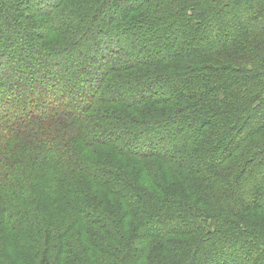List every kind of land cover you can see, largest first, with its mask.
<instances>
[{
    "label": "trees",
    "instance_id": "1",
    "mask_svg": "<svg viewBox=\"0 0 264 264\" xmlns=\"http://www.w3.org/2000/svg\"><path fill=\"white\" fill-rule=\"evenodd\" d=\"M34 1L50 27L13 0L0 3V16H12L0 19V32L24 26L23 36L29 30L36 41L26 50L49 59L34 65L15 57L18 38L0 35L8 60L27 74L41 66L42 79L59 69L46 99L26 98L9 117L1 112L0 221L8 235L38 253L36 264H264V0H146V11L136 0L122 8L117 27L108 0L65 10V0ZM245 6V18L215 29L219 15ZM120 23L166 34L131 36ZM175 27L182 39L173 49L164 42ZM145 36L158 50L139 59ZM146 61L166 69L129 80L128 69ZM171 127L177 138L156 145ZM22 128L37 138L25 139L27 160L18 161L3 131ZM38 167L47 170L35 182ZM17 186L23 190L7 192ZM34 228L36 238L27 237Z\"/></svg>",
    "mask_w": 264,
    "mask_h": 264
},
{
    "label": "rangeland",
    "instance_id": "2",
    "mask_svg": "<svg viewBox=\"0 0 264 264\" xmlns=\"http://www.w3.org/2000/svg\"><path fill=\"white\" fill-rule=\"evenodd\" d=\"M5 1V0H3ZM34 0H13V3L11 5H15L16 8H18L20 10V12L25 16L26 14H28L29 16H32V17H36L38 19H41V20H44L47 22V25L48 27L51 26L50 24V21L48 19L47 16H44L42 13H36L37 12V8H35V6H33V3ZM80 1L82 0H65L66 3H64V5L60 8L65 10L64 8L67 7V5L69 3H72L74 5L76 4H80ZM136 0H108V3L110 5V3L112 4V7L109 8L110 12H112V18L115 19L111 25H114V27L116 26L117 27V22H118V18L120 17L121 12H122V8L129 4V3H133L135 2ZM140 1V2H139ZM138 2L141 4L139 8V10H144L146 11L147 9V5L145 3L146 0H139ZM2 2V0H0V3ZM38 2V1H37ZM137 1L133 4H136ZM36 5H38L36 3ZM138 5V4H136ZM250 7H242V8H234L233 7H230V13L229 14H221L219 15V18L217 19L216 21V24L215 25V29L218 30V31H222L224 30V26L227 24V22H230V23H233V22H238L240 21L242 18H245L247 16V14H249V12H247L249 10ZM99 11V12H98ZM97 11V18H101V19H104V16H103V9L102 11L98 10ZM106 13V8H104V14ZM41 14V15H40ZM43 15V16H42ZM7 17H12L8 14V16H0V19L1 20H4L6 19ZM105 17L107 18V14L105 15ZM15 19V18H14ZM17 21H23L24 24H27L29 22L28 19H25L24 17H21L19 19H16ZM99 21V19H98ZM117 21V22H116ZM120 22V21H119ZM15 24V23H14ZM16 25V24H15ZM177 26V25H176ZM21 27V29H20ZM18 27L17 25L15 26V29H12V30H8V32H3L1 31L0 32V35L3 36V40L4 41H10V38L13 36L17 37L18 38V43H14L13 44V48H14V51L12 52L13 55L16 57H21L22 59L26 60H30V61H33L32 63H34V65L36 64V60H41V62H43L44 60L47 61L49 59H47L45 56H43L42 54L38 55L37 53H35L36 55H33L34 53H32L31 51L29 50H26V45L27 43H32V40L29 36L30 34V31L27 30V35H26V38L25 36H23V30L25 29L24 26H20ZM24 27V29L22 28ZM17 28L19 30H21V34L22 36H16L17 34H15V30H17ZM119 28H121V30L125 29V33L127 34H130L131 36H134V35H138L139 33H149V32H154V37L156 36L157 38H159L162 34H166L165 31H161L162 33H159V31L157 32L156 29H152V28H147V27H142V30L140 29L141 32H139V29L138 30H132L133 28H130L131 30L128 31V26L126 27L125 23H120L119 25ZM175 31H170L172 29H169V30H166V32H168L169 34V39L167 41H162V43L164 42V45L165 44H170V46H172L173 44H177L178 43V39H182L181 36H182V33L180 31L182 30H179L177 27H175ZM34 33H37L39 31L38 28H35V29H32ZM115 30H118L117 28ZM146 30V31H145ZM51 31V34L53 35H56L57 33L54 32L53 30H50ZM17 32H20V31H17ZM33 32H31L32 34H34ZM112 34H115L112 32ZM117 34V35H116ZM114 36L115 38L117 39L119 37V32L116 33ZM146 37V36H145ZM140 38V37H138ZM129 39V38H128ZM34 41V40H33ZM38 41V39H37ZM170 41V42H169ZM176 41V42H175ZM36 42V41H34ZM109 44V42H108ZM139 44V43H138ZM144 44L146 45V47L141 50L137 55L134 54V52L131 51H126L125 53L127 55H129V57H135L137 56V58H141V59H145V58H148V55L150 54L151 51H156L158 50L157 48L158 47H155V44L154 42L151 41V39H148L146 37V39L144 40ZM163 45V44H162ZM7 47V46H6ZM135 47H137L136 45L133 46V48L135 49ZM173 47V46H172ZM174 49V47H173ZM11 50V49H9ZM8 50V51H9ZM163 50V49H162ZM8 51H5V47L3 48H0V84H1V88L3 90V93L0 91V118H2V113H6L5 116L6 117H9L10 114L13 115L15 114V112H18L15 110L16 107H19L21 106V103L22 101H26V98H29L31 97V100L36 98L35 100H33L34 104L35 103H39L40 102V99H37L38 97L40 98H45L44 97V90H49L55 86L53 83L55 82L56 83V80L55 78L53 77L55 72H59V69L55 68L54 70V73L53 74H49V76L46 78V79H42V76H43V73L42 71H40L41 69H37L38 67H41V66H37V68L35 67L36 71L34 72L33 69H30L32 72L30 73H25V72H29L28 69H17L18 67H16V65H14L12 62H10V60H8L7 56H6V53ZM161 53V52H160ZM165 53V51H162V55ZM167 53V52H166ZM165 53V54H166ZM181 57H174L173 55L172 56H168L166 58L163 57V60H171V59H180ZM164 61V62H166ZM40 62V61H39ZM164 62H161L163 63L162 65H165ZM155 64V63H154ZM39 65V64H38ZM150 66V67H149ZM44 67V66H43ZM42 67V69H43ZM165 66H162L160 69L159 66H151V65H148L147 64V61L146 62H140L139 64H135L131 69L129 68L128 71L130 73V78L129 80H134L136 78H143V77H150L151 75H155L157 72H160L161 70L163 69H166L164 68ZM48 68V67H47ZM154 68V69H153ZM156 69H160L158 71L155 70ZM155 70V71H154ZM59 76H60V73H58ZM53 75V76H52ZM58 78V76H57ZM61 78V77H60ZM161 90H158V92H161L163 91L165 88H163V85L162 86H159ZM10 109V110H9ZM8 115V116H7ZM133 116L137 117L136 115L133 114ZM139 116V115H138ZM140 118V116H139ZM9 120H12L11 118H9ZM153 119H151L152 121ZM149 121V122H151ZM174 125H176V123H174ZM183 125L185 126V123H183ZM175 127V126H174ZM174 127H171L169 129V133H170V136L168 134H157L158 136H156L155 138L156 139H159L157 140V144L156 145H164L165 147L169 144H171L170 142L175 140V138H177V135L175 134V132L177 133V129L174 128ZM5 136L9 135L8 137H6V140L9 144H11V149L10 151H15L12 153V155H14L16 157V159L18 161L20 160H27V156L24 154L25 151H27L30 146H29V143L25 141L26 140H29L32 141V139H36L37 138V135H33L32 134V131L29 130V132H27L25 129H21V131H17L15 133L14 136H12V134L9 133H6L5 131H3ZM41 132V131H40ZM28 133V134H27ZM167 136H169V138L171 139H167ZM1 138V137H0ZM6 142V141H5ZM150 143H154V141L152 140ZM2 154L4 155L2 158H4V160L6 161V153L2 152ZM17 154V155H16ZM9 160V159H8ZM131 161H133V163L136 165L140 164L141 162L139 160H141L140 158H132L130 159ZM150 165H152V160H147ZM144 162V161H143ZM155 165L151 166V167H154V168H158V166H160V164L158 163H154ZM39 165V164H38ZM144 164H141V166H143ZM43 168V167H41ZM46 168H43L42 170H39V167L37 169H35V171H32L30 173V176H34L35 178V182L37 180V175L38 173L37 172H43L45 171ZM47 170V169H46ZM159 175L163 178V174L161 172V170L159 169ZM30 176H28V179L30 178ZM31 179V178H30ZM175 177L171 174V176L169 175V180H174ZM35 182L31 179V183L32 184H35ZM17 191H21L23 190V187L21 186H17L15 187L14 190H8L7 192L9 193H12V192H16ZM6 192V191H5ZM76 194H74L75 196ZM73 196V197H74ZM75 198V197H74ZM17 199V198H15ZM63 198H60V204L59 206L61 207H64V200H62ZM2 203V202H0ZM14 203V207H16V203H18L19 205H22L18 200H15L13 201ZM24 205H27L26 203H24ZM3 206V204H2ZM7 206H9V203L7 204ZM32 208L34 209L33 206H31V210L27 211V213L29 214L28 217H31V214L33 213L32 211ZM19 210V209H18ZM17 210V215L20 214L22 215L23 213V210H21V212L19 213V211ZM27 213H26V216H27ZM47 214H49V216L51 215V212H50V209L48 208V212ZM4 214H2L0 212V216L1 217H4L3 216ZM5 218L7 219L8 217L6 216V213H5ZM15 218H18L17 216ZM59 219V218H58ZM27 224H30V222H26ZM9 225L7 223H2L0 221V236H1V240L3 241V244H0V250L4 248V250H6L5 254H1L0 253V260H1V264H36L37 263V258H39V256L37 255L38 253L37 252H34L32 250L30 251H24L20 245V241L19 239H17V236L15 235L16 232H12L11 235L9 236ZM23 232V230H22ZM27 233V237L30 236V237H34L36 238L37 234H36V229H31V230H28L26 231ZM13 235V236H12ZM5 242H8V244H10V248H7L5 245ZM21 252V254L19 253ZM230 259H234V257L230 258ZM229 259V260H230ZM228 263H231V262H228Z\"/></svg>",
    "mask_w": 264,
    "mask_h": 264
}]
</instances>
